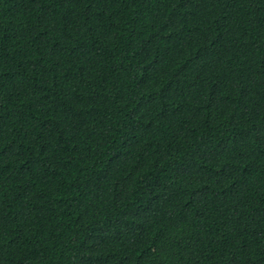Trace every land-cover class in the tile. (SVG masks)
<instances>
[{"label": "trees", "instance_id": "trees-1", "mask_svg": "<svg viewBox=\"0 0 264 264\" xmlns=\"http://www.w3.org/2000/svg\"><path fill=\"white\" fill-rule=\"evenodd\" d=\"M0 264H264V0H0Z\"/></svg>", "mask_w": 264, "mask_h": 264}]
</instances>
